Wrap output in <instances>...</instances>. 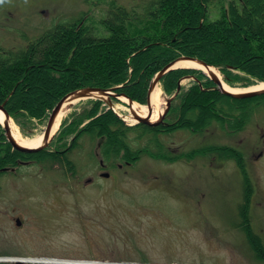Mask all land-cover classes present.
Listing matches in <instances>:
<instances>
[{
	"label": "trees",
	"instance_id": "16d2710c",
	"mask_svg": "<svg viewBox=\"0 0 264 264\" xmlns=\"http://www.w3.org/2000/svg\"><path fill=\"white\" fill-rule=\"evenodd\" d=\"M213 3L218 8L215 18L209 8ZM21 36L26 42L18 48L0 41V103L6 101V109L26 134H32L34 120L49 118L57 103L79 88L117 87L118 92L147 103L153 77L182 55L219 67L229 83L245 79L239 72L264 81V0H229L228 4L225 0H149L142 7L107 0L99 18L83 12L33 37ZM192 74L201 81L182 85L167 124H129L104 99H90L91 106L64 118L47 148L28 152L13 147L0 123V177L4 167L19 168L28 162L58 165L76 174L72 154L87 139L99 149V156L93 152L92 157L108 168L135 164L146 154L170 162L199 155L234 160L244 175L246 195L239 205L240 224L255 256L264 261V241L249 223L247 207L254 184L244 149L210 142L176 153L162 138L178 130L204 134L214 126L229 134L243 131L264 109V94L231 96L201 69L190 67L167 72L161 83L165 91L174 93L180 81Z\"/></svg>",
	"mask_w": 264,
	"mask_h": 264
},
{
	"label": "rangeland",
	"instance_id": "374dc122",
	"mask_svg": "<svg viewBox=\"0 0 264 264\" xmlns=\"http://www.w3.org/2000/svg\"><path fill=\"white\" fill-rule=\"evenodd\" d=\"M117 1L128 7H142L149 0ZM106 8L107 0H3L0 41L18 48L26 42L22 33L33 37L83 12L99 18ZM209 8L212 18L218 16L215 3ZM213 66L226 81L220 68ZM239 74L245 77L243 81L226 82L239 88L261 82L244 72ZM192 76L199 79L197 74ZM194 77H184L181 85L189 86ZM159 86L163 112L167 98L175 92L165 91L162 83ZM90 99L95 98L78 100L64 118L91 106ZM104 100L126 122L136 123L127 118L131 114L129 103L122 97ZM12 119L22 137L43 133L48 121V117L34 120L32 134H26ZM162 138L176 153L210 142L236 144L244 149L254 184L247 207L249 223L264 241V109L256 112L247 128L238 133L229 134L214 126L204 134L178 130ZM98 151L95 143L87 139L82 149L72 154L76 174L58 165L29 162L1 175L0 257L136 264H264L252 251L240 224L239 205L246 195L244 175L234 160L199 155L170 162L146 154L135 164L108 168L92 157L93 152L99 156Z\"/></svg>",
	"mask_w": 264,
	"mask_h": 264
},
{
	"label": "water",
	"instance_id": "95a60500",
	"mask_svg": "<svg viewBox=\"0 0 264 264\" xmlns=\"http://www.w3.org/2000/svg\"><path fill=\"white\" fill-rule=\"evenodd\" d=\"M182 59H194V60H198L199 62H201L202 64H204L207 67L211 66V64L204 61L203 59H200L198 57L187 56V55H182V56L178 57L177 59L171 61L165 67H163L159 72H157V74L153 77V79L150 83L149 91H148L147 104H150L152 91L159 85V83L161 82L162 76L164 74H166L167 72L175 69V68L183 67V66L177 65V62L179 60H182ZM185 67H189V66H185ZM208 75L217 84L218 88L222 92L229 94L231 96L238 97V98H246V97H254L257 95L264 94V89H251V90H244V91H237V92L230 91V90L223 87L222 80L220 79V77L217 74L211 73ZM189 77L193 78L194 76L189 75ZM194 79H196V78L194 77ZM181 87H182V85L180 83L176 92L172 96L167 98L166 107H165L164 111L159 115V118L157 120L153 121L151 119L153 110L150 109V113L147 116H141L138 113H136L135 111H132L133 117L136 120L135 122H144V123H147L150 125H158L161 123H166L165 118H166V116H167V114L171 108L173 100L175 99V97L177 96L179 91L181 90ZM94 92H98V94L94 95L93 94ZM122 96L127 97L129 99V103H132L134 101L133 98L129 97L125 93L118 92L117 87L102 88V87L87 86V87L79 88V89H76V90L69 92L57 103V105L54 107L53 111L51 112V114L48 118L46 127L44 129V140H45L44 143H42L38 146H35V147H30V146H26V145L21 144L18 141L17 137L14 135L12 127H11V122H10V119L12 117L5 107L6 101L0 103V110H2L6 115L5 120L0 121V122L2 123V125L5 129V134L7 136V139L13 145L14 148L19 149L21 151H28V152L39 151V150H42V149H44L50 145L55 134L59 130L60 125H59L58 129L54 133H52L55 122L57 120V117H58L60 111L63 110L64 108H71L73 106V104L75 103V101H78V100H81L84 98H91L92 97V98H100V99H106V98L109 99L112 97L121 98ZM7 169H9V167L3 168V170H7ZM103 174L108 176L109 172H105ZM17 223L20 225L21 220L17 219ZM11 262H12L11 264H33L30 262H25V261H21V260L11 261ZM116 264H125V263H116Z\"/></svg>",
	"mask_w": 264,
	"mask_h": 264
},
{
	"label": "bare ground",
	"instance_id": "6f19581e",
	"mask_svg": "<svg viewBox=\"0 0 264 264\" xmlns=\"http://www.w3.org/2000/svg\"><path fill=\"white\" fill-rule=\"evenodd\" d=\"M177 65L201 68L205 72H207L208 74L215 73L222 80L223 87L230 90V91L237 92V91H244V90H251V89H264V81L258 82L254 85H251L250 87H247V88H239L236 86H232L223 79L222 75L220 74V72L217 70L216 67H214L213 65H211L210 67H207L204 64H202L201 62H199L198 60L182 59V60H179L177 62ZM161 93H162V90H161L160 86L158 85L152 91L150 104H141L137 101H133L132 103H129V99L125 96H122V98L129 103L128 109L130 110L131 114L127 115V118H131V119L135 120L133 117L132 111H135L136 113H138L141 116H147L150 113V109H152L153 113H152L151 119L152 120L156 119L162 113L161 108H160ZM93 94L96 95V94H98V92H94ZM76 102L77 101H75V103ZM69 109L70 108H64L63 110L60 111V113L57 117V120L55 122L52 133H54L58 129L62 119L69 112ZM5 118H6L5 113L2 110H0V121H4ZM10 122H11V127L13 130V133L17 137L18 141L21 144L26 145V146H30V147H35V146H38V145L44 143V141H45L44 140V132L38 133L32 137H22L19 135V133L17 131L16 124L12 118L10 119ZM18 260L30 262V263L44 262V263H59V264L60 263L65 264V263H68V261H70L72 263L74 261L71 259L51 258V257H42V258H39V257H23V256L0 257V261H18ZM108 264H112V262H109Z\"/></svg>",
	"mask_w": 264,
	"mask_h": 264
},
{
	"label": "built area",
	"instance_id": "2783aa9c",
	"mask_svg": "<svg viewBox=\"0 0 264 264\" xmlns=\"http://www.w3.org/2000/svg\"><path fill=\"white\" fill-rule=\"evenodd\" d=\"M73 264H106L103 261L93 260V259H81V260H74Z\"/></svg>",
	"mask_w": 264,
	"mask_h": 264
},
{
	"label": "flooded vegetation",
	"instance_id": "af4514ba",
	"mask_svg": "<svg viewBox=\"0 0 264 264\" xmlns=\"http://www.w3.org/2000/svg\"><path fill=\"white\" fill-rule=\"evenodd\" d=\"M25 164H27V163H25ZM23 165H24V164H23ZM103 165H104V164H103ZM104 166H105V165H104ZM15 167H17V166H15ZM2 170H3V169H2ZM8 171H11V169H10V170H6V171H4V172L6 173V172H8ZM17 219H20V218L18 217ZM17 219H16V220H17ZM20 220H21V219H20Z\"/></svg>",
	"mask_w": 264,
	"mask_h": 264
},
{
	"label": "clouds",
	"instance_id": "9594fccd",
	"mask_svg": "<svg viewBox=\"0 0 264 264\" xmlns=\"http://www.w3.org/2000/svg\"><path fill=\"white\" fill-rule=\"evenodd\" d=\"M3 2V0H0V3H2Z\"/></svg>",
	"mask_w": 264,
	"mask_h": 264
}]
</instances>
